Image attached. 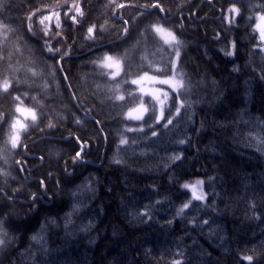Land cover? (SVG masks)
<instances>
[{"label":"trees","instance_id":"1","mask_svg":"<svg viewBox=\"0 0 264 264\" xmlns=\"http://www.w3.org/2000/svg\"><path fill=\"white\" fill-rule=\"evenodd\" d=\"M263 13L264 0H0V264H264ZM177 50L180 88L157 121L132 80L171 76ZM17 104L37 119L13 149Z\"/></svg>","mask_w":264,"mask_h":264},{"label":"rangeland","instance_id":"2","mask_svg":"<svg viewBox=\"0 0 264 264\" xmlns=\"http://www.w3.org/2000/svg\"><path fill=\"white\" fill-rule=\"evenodd\" d=\"M233 9H236V11H232ZM261 15H264V13L259 14L258 16H261ZM237 16H238V10L236 7L233 6L232 9L230 8V11L226 15L225 20L227 23H231L237 18ZM257 17H256V20L254 23V29L257 32L258 38L260 41V32L257 29V24L262 23V22L258 21ZM159 26L162 27L163 29H165V32L157 33L154 30L153 31L155 32L156 36L162 42L165 43V39L167 38V32H169L170 30L166 29L162 25H159ZM170 32H172V31H170ZM172 34H173V32H172ZM174 43L175 42H169V43H165V44H174ZM260 43H261V50L264 52V43H262L261 41H260ZM109 56L112 57L113 59L110 61H107V62L103 61V59H102L101 61H99L97 63V65L99 67L107 70L109 72L108 74L111 78H115L121 73V63H120V60L118 58H116L112 55H109ZM117 61L119 63V67L116 66ZM104 64H107L109 66H104ZM172 66H173V74L167 78H159V77H156V76L151 75V74H143V75L132 80V83H133V81H135V83H133V84L137 87L138 92L143 97L149 98L150 101L155 105V119L156 120H157V117H162L161 120L163 119L164 108H165L166 104L168 103L170 96L173 93L176 94L180 88V84L175 77V71L177 70V67H178V56L177 55L174 57ZM3 82L4 81H0V85H2ZM0 90L3 91L2 89H0ZM18 106L23 107V106L17 104L16 107H18ZM180 106H181V103L178 102L176 110L174 112L175 114L178 112ZM147 112H148L147 106L145 104L141 103L138 106H136V107L130 109L128 112H126L125 119L138 122V121H141L145 117ZM129 113H131V115H129ZM17 114H19L20 118H16V120H19L24 125L27 124L26 121L28 119H31L30 117L26 118L25 116L21 115L20 113H17ZM137 116L141 117V119L137 120L136 119ZM22 118L25 120H22ZM19 135H20V133H19ZM195 181L196 182H193V183L190 182L191 184L190 183L184 184V188L186 190H189V192L191 194L190 200L203 201L202 199L194 198L191 188L185 187V185H189V184H190V186L195 187V195L199 196L200 195V187L203 183H202L201 179L195 180ZM198 181H200L201 183L197 184Z\"/></svg>","mask_w":264,"mask_h":264},{"label":"snow or ice","instance_id":"3","mask_svg":"<svg viewBox=\"0 0 264 264\" xmlns=\"http://www.w3.org/2000/svg\"><path fill=\"white\" fill-rule=\"evenodd\" d=\"M75 7V11L77 13V16H80L82 15V12H81V9L78 5H74ZM118 7H124V5H118ZM152 7L154 8H160V5L159 4H154L152 5ZM160 11H163L162 8H160ZM232 11H236V9H233ZM54 15H56L57 17H59V13H54ZM66 16H69L70 13H65ZM70 18L72 19L73 23H76L77 22V17L76 16H70ZM50 19V17L48 16H45L44 17V20H48ZM258 21L262 22V23H258L257 24V29L259 30L260 32V41L262 43H264V15H261V16H258L257 17ZM127 23V22H125ZM56 26L57 28L61 27V21L59 19H57L56 21ZM152 28L155 32L157 33H163L165 32V29H163L162 27H160L159 25H152ZM94 29L92 27H89L88 29V33L91 34L93 33ZM45 34L47 35V31L45 32ZM94 38V37H92ZM169 42H175L177 44V46L180 45V41L177 40V38L172 34V32H167V38L165 39V43H169ZM49 51H51V48L48 49ZM57 51H59V49H57ZM176 55L179 56L180 53H179V50L176 51ZM113 58L110 57L108 54H105V56L103 57V61L107 62V61H110L112 60ZM104 66H109L107 64H104ZM116 66L119 67V63L118 61L116 62ZM133 83H135V81H133ZM0 89H2L4 92H7L8 89H9V82L7 80H5L3 82L2 85H0ZM121 97H117V99H120ZM14 99H18L17 97H14ZM15 111L17 113H20L21 115L25 116L26 118L27 117H31V119L33 121H35L37 119V115H36V112L31 109V108H24V107H16ZM129 115H131V113H129ZM162 117H157V121L161 120ZM137 120L141 119V117L137 116L136 117ZM77 123H79V121H77ZM50 127H52L53 125H49ZM11 129H12V132H11V136H10V143H11V148L15 149L18 145V142L20 140V135L19 133L25 129V125L22 124L19 120H16L14 119L12 122H11V125H10ZM128 130H131V129H128ZM121 143H125L124 140L121 141ZM3 151H6V149H0V153H2ZM77 158L80 157L81 153L80 152H77ZM201 183L200 181L197 182V184ZM186 188H191L192 192H193V196L194 198H198V199H201L202 197L201 196H196L195 195V187H192L190 185H185Z\"/></svg>","mask_w":264,"mask_h":264}]
</instances>
